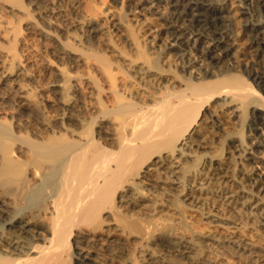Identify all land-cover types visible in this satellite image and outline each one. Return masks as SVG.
<instances>
[{
	"label": "bare ground",
	"instance_id": "obj_1",
	"mask_svg": "<svg viewBox=\"0 0 264 264\" xmlns=\"http://www.w3.org/2000/svg\"><path fill=\"white\" fill-rule=\"evenodd\" d=\"M163 1L164 42L191 51L195 63L188 64L198 78L171 72V52L159 35L138 42L125 24L130 12L150 13L153 0H0V264H136L135 253L159 264L149 247L157 244L172 249L174 264H230L198 247L231 243L235 233L222 228L214 238L185 220L162 224L151 217L157 199L179 212L220 198L242 203L249 217L264 216V165L251 153L258 145L248 135L252 127L245 136L220 137L217 155L198 154L207 144L202 135L196 140L200 131L222 129L218 100L243 123L251 111L264 113V77L247 70L243 76L247 59L235 57L224 12L198 0ZM238 1L264 12V0ZM123 8L127 16L115 12ZM251 33L263 55L264 26ZM219 50V57L208 56ZM195 52L230 68L212 75ZM224 152L250 167L254 196L222 167ZM258 223L264 229V220ZM239 249L264 261V247L257 254L241 241Z\"/></svg>",
	"mask_w": 264,
	"mask_h": 264
},
{
	"label": "rangeland",
	"instance_id": "obj_2",
	"mask_svg": "<svg viewBox=\"0 0 264 264\" xmlns=\"http://www.w3.org/2000/svg\"><path fill=\"white\" fill-rule=\"evenodd\" d=\"M153 1L156 7L151 8V6L148 5L142 8V9L151 8L149 10L150 13L144 12V13H141L140 15H137L134 12L133 13L128 12L129 15L126 18L125 24L129 20L126 25L131 26V28L134 30L136 38L138 39V42L140 41L144 43H147V42L149 43L153 40V38L159 35L160 40L157 39L160 41L159 44L162 45L164 43V46L165 45L168 46V52H171V55H170L171 72H173L176 75L179 74L183 78L187 79L190 77V74L192 71L190 69L191 67H189L190 64L188 63L190 61H192V63H195V61L193 62L194 59L191 56V51L188 48L186 49V47L178 48L176 47L177 45L173 42L172 43L164 42L166 40V37H163L165 36L163 34L164 33L163 31L167 29L165 13L167 11L169 12V8L168 6H166V3H164L163 0H160V1L153 0ZM198 1L203 3L206 6L216 7V9L225 13L224 14L225 16L224 26H225L226 31L228 32L227 35H229V37L232 38L235 43L237 42L236 45H238L236 48V50L238 49V51L235 54V57L243 56L247 59V61L245 62L247 63V66H246L247 69L246 67L242 68L243 70L240 69L241 72L244 73L243 76L245 77V79H246L245 74L246 73L248 74V72L249 73L252 72L251 76L257 75V73H259L260 75L262 74L261 76L264 77V54L257 55L255 51V47L253 43L251 42L252 41L251 32H253V29L256 28V26L260 24L264 26L263 10H261V8L260 9L257 8L255 4H251L250 6V2H245L243 4V3H240L238 0H198ZM233 3H234V6H233L234 8L231 10L230 4H233ZM119 8H121L120 5L118 6V9ZM245 8H248V10ZM254 9L256 11L257 10H260V11L256 12ZM120 10L121 11L116 10L115 12H117L118 14L120 12V14L122 13V15L128 14L126 13L127 11L124 8ZM250 11L251 12L253 11L254 14L251 13ZM154 12L155 14H153ZM161 12L164 14H161ZM255 13L257 15L253 17ZM160 15H163V16L160 17ZM161 18L165 20L163 19L161 20ZM188 19H190L189 20L190 24H188L189 23ZM188 19H187L188 22L186 23V25H188V28L193 29L194 24L192 23V19L190 17ZM158 32L160 33L158 34ZM119 35H123V34L119 33ZM219 54H221V50L216 51L213 55L208 54V56H210L211 58L216 57V56L219 57ZM198 56L200 55L198 54ZM200 57H201V60H205V63L208 64L207 69H209L210 72H212L211 73L212 75L215 72L217 75L221 74L224 71H228L227 70L228 67L230 68L229 66L230 63H227V61L225 62L223 61L224 63H220V62L218 63L216 61L213 62V61L208 60L207 57H203V55H201ZM199 64L201 65V63ZM199 64H196V65H199ZM205 70L202 69L201 71L205 73L206 72ZM220 70H223V72ZM207 74L212 77V75H210L209 73ZM191 75L196 77L195 74H191ZM261 82H263L262 86H264V78L263 80H261ZM258 91L264 96V90L260 91L258 89ZM223 104H224L223 100H218L215 105V108L218 111L216 112L217 113L216 115L218 116L217 118L218 127L220 125L222 126V129L217 130V128H215L214 130L208 129V130L200 131V134L198 135L199 137L196 136V140H198V142L202 140L201 139V135H202V137L205 138L204 141L207 144V146L204 145V148H207V149H199L197 151L198 154L200 153L203 154L207 152L212 153L213 155L219 154L221 150L223 149L222 146L224 145L223 142H218L220 137H223V136H226L227 134L229 135L235 132L236 133L241 132V134L242 135L244 134L245 136L246 135L245 133H247L248 130L251 129L250 128L251 126L253 129V132H251V134L248 133V135L251 136V138H255L253 142L258 144L252 150L251 153L254 154V156H257V158H259L262 164L264 165V113L251 111L247 115L248 119L244 121L243 123L241 119L233 118L231 111H229L228 108L226 107H222ZM242 140L244 143L245 137H243ZM230 151L232 155H236V153H233L232 150ZM220 162L222 163V167H224L227 170V172L230 173L234 181H236L237 183L236 185L239 187V189L244 190L249 195H253V196L255 195L256 190L254 187V183L252 181L253 176L252 177L246 176V175L248 176L250 175V173H248L250 170L249 169L250 167H245V163L243 164L241 160H240L241 164L239 165L237 157L234 156L232 160V158L226 155L225 152L222 153ZM241 165H244V166L241 167ZM191 187L196 192L201 189L199 185H191ZM177 189L181 190L179 188ZM195 194H196L195 196H198V193H195ZM259 195L260 193L258 194V196ZM256 199H258V197ZM157 200H158V204L160 205V208H158L157 214L155 212V215L151 217L152 219L160 223L162 222V224L165 223V225L167 224V225L181 226L183 223H188V225L192 228L194 232H197L202 236H212L214 238H219V236H221L222 228H226L230 232H233V235L235 233L234 235L235 239L232 240L233 242L228 243V244L224 243L223 245L221 244L217 245L218 247L210 246L209 244H206V243L205 245L203 242L201 243V245H199L198 252L203 253L212 259L224 260L226 262H229L230 264H264V261L262 259L259 262L258 258L255 255L250 256L247 253L243 254L242 251L239 249V244L241 243V241L251 244L254 247V252H256L257 248L264 247V229L262 225L258 223L259 221L264 220V216L262 212L260 211L258 212L261 216L258 219L251 217V216L249 217L248 214L250 213V209L245 208V207L242 208V206L240 205L242 203L236 206H228V205H224L222 203L223 201L220 198H216L214 201L211 199H207V201L203 200V202H201L203 203V205L202 204L197 205V208H200L198 210H196V208L192 209L193 205L191 204L187 208L181 207L180 208L181 210L179 212H175L174 207H171L172 204H170L167 201L165 202V200H163L162 198H159ZM251 205L252 203L250 204V206ZM169 207H170V210H167V208ZM255 208H257V206L256 204H253L251 206V209L255 210ZM142 213L144 214L146 212L142 211ZM142 213H138V214L142 215ZM149 247L156 255L158 256L160 255L161 259L159 261V264H174V262H177L178 260V258H175L176 254H174V252L171 251L172 249L166 244H160V245L157 244V246H149ZM71 252L73 253V251ZM256 253L258 254V252ZM143 257H144V254L142 253H139V254L135 253L133 255V259L135 260L136 264H139V263L146 264ZM120 262L123 264V261H121V259L114 260V264H121ZM70 264H73V261ZM186 264H201V262L200 260L188 259Z\"/></svg>",
	"mask_w": 264,
	"mask_h": 264
}]
</instances>
